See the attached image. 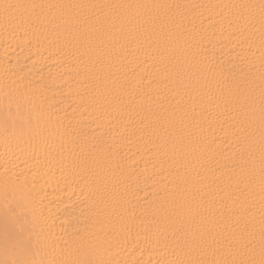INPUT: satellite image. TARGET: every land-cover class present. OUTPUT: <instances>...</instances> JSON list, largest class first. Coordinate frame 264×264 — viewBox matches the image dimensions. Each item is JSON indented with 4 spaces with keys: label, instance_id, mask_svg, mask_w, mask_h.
<instances>
[{
    "label": "bare ground",
    "instance_id": "6f19581e",
    "mask_svg": "<svg viewBox=\"0 0 264 264\" xmlns=\"http://www.w3.org/2000/svg\"><path fill=\"white\" fill-rule=\"evenodd\" d=\"M14 2L202 6L162 10L181 22L178 29L170 26L177 35L167 40V49L164 38L159 53L155 45L151 50L132 45L123 53L117 50L103 66L89 58L94 53L77 50L60 19L61 10L54 17L45 10L35 27L0 22V259L6 258V221L18 222L17 233L19 225H25L23 237L32 241L29 258L39 260L47 258L52 247H65L77 232L84 236L98 231L92 224L96 219L104 222L118 264H166L175 259L170 230L191 217L210 192L231 195L243 173L233 167L239 155L229 125L207 117L202 128L176 124L169 140L160 135L155 115L163 121L177 101L195 107L197 114L204 110L195 96L190 105L183 95L173 71L176 64L191 73L197 66L210 70L202 71L210 88H227L251 75L259 95L258 19L250 34L243 21L235 20L234 10L213 7L259 0ZM193 28L205 37L199 47L185 45L179 35ZM249 47L254 56L248 54ZM97 142L110 147L119 161V172L108 177L109 190L115 185L122 194L119 204L73 166L74 159L87 156ZM209 161L223 171H205ZM255 191L258 194V174ZM256 201L258 205V195ZM39 209L48 218L47 226ZM256 214L258 231V206ZM16 252L23 258L19 248Z\"/></svg>",
    "mask_w": 264,
    "mask_h": 264
},
{
    "label": "snow or ice",
    "instance_id": "6c2138e0",
    "mask_svg": "<svg viewBox=\"0 0 264 264\" xmlns=\"http://www.w3.org/2000/svg\"><path fill=\"white\" fill-rule=\"evenodd\" d=\"M197 8L199 5L187 6L178 4H53L0 0V22L5 26H37L47 10L49 17H54L61 10L60 19L66 23L65 31L78 48L85 53H94L95 61L102 66L111 61L117 50L121 53L132 45H147L149 50L155 45L160 52V38H164V48H168L167 40L174 38L177 32L170 31V26L179 28L181 22L167 11L181 8ZM234 10L236 21H243L249 33L255 29L254 21L260 24V78L259 95L256 94L254 78L249 75L238 83L222 88L216 84L209 87L202 71H185L182 65L176 64L173 69L183 95L196 97L197 103L204 109L197 114L195 107H182L177 101V108L169 109V115L161 121L155 115L156 126L163 138L171 139L173 126L176 124L197 126L205 118L222 121L235 132L236 148L239 160L233 165L243 173L236 184V189L227 198L224 195H212L202 199L196 205L194 214L180 221L170 230V239L174 244L175 259L166 264H264V0L259 3H240L223 6ZM85 10H91L88 15ZM66 17V19H65ZM83 27L80 26L82 18ZM185 45L199 47L205 39L202 32L193 28L186 33H179ZM203 49L201 48V51ZM249 55H255L252 48ZM195 63V61H194ZM179 96L180 93L178 92ZM43 103V100H41ZM214 110V111H213ZM190 122V124H189ZM191 135H195L192 133ZM180 139H183L181 131ZM258 156V169H257ZM74 167H79L86 179L92 181L97 191L108 193V198L117 204L122 194L108 188V177L115 176L120 170L119 161L114 159L110 147L97 142L93 151L87 156L74 159ZM205 171L222 172V168H214V162H207ZM258 174V194L255 191ZM243 184V188H241ZM210 187V186H209ZM259 197L257 205L256 196ZM259 207V229H256ZM34 211L36 209L34 208ZM39 217L47 226V217L43 209H39ZM122 217H117L121 219ZM18 223V222H16ZM5 222V259L0 264H118L112 258V248L104 234L103 220H93L98 228L88 235L75 233L68 244L57 250L52 247L45 259L29 258L32 252L31 239H24L25 225ZM168 238V237H166ZM39 243V241H37ZM12 245L9 248V245ZM21 250L22 257L16 249ZM11 255V258H7Z\"/></svg>",
    "mask_w": 264,
    "mask_h": 264
}]
</instances>
